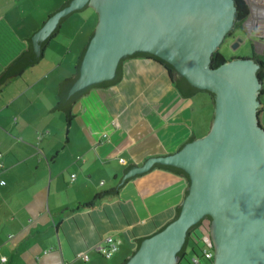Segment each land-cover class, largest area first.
Returning <instances> with one entry per match:
<instances>
[{
  "label": "crops",
  "instance_id": "obj_1",
  "mask_svg": "<svg viewBox=\"0 0 264 264\" xmlns=\"http://www.w3.org/2000/svg\"><path fill=\"white\" fill-rule=\"evenodd\" d=\"M19 1L0 0L3 65L13 58L11 47L22 50L64 5L23 35L22 25L17 29L11 22ZM61 28L53 35L57 39ZM123 67L119 84L93 89L78 102L63 144L61 132L44 124L42 114L39 123L22 112L0 113V264L2 257L5 264H107L108 258L95 249L109 237L120 246L108 264H122L132 256L136 239L153 235L174 217L186 183L171 173L152 170L130 180L118 194L105 193L113 192L130 168L176 153L193 133L198 139L202 127H211L212 114L196 123L195 99L181 98L158 62L132 58ZM60 83L53 86L55 105ZM99 194L106 196L95 201Z\"/></svg>",
  "mask_w": 264,
  "mask_h": 264
},
{
  "label": "water",
  "instance_id": "obj_2",
  "mask_svg": "<svg viewBox=\"0 0 264 264\" xmlns=\"http://www.w3.org/2000/svg\"><path fill=\"white\" fill-rule=\"evenodd\" d=\"M88 7L96 11L98 23L77 74L59 87L61 104L54 111L65 110L68 131L73 101L89 89L120 83L129 58L157 59L176 71L185 97L208 92L215 99L205 137L194 140L193 133L176 153L130 168L106 194H118L154 168L182 174L190 183L177 219L151 238L137 240L138 250L126 264H177L190 230L205 218L212 221L215 264H264V127L258 115L264 105L257 78L263 68L253 57L211 66L236 22L235 0H71L27 40L28 52L0 86L7 76L37 64L64 21Z\"/></svg>",
  "mask_w": 264,
  "mask_h": 264
},
{
  "label": "rangeland",
  "instance_id": "obj_3",
  "mask_svg": "<svg viewBox=\"0 0 264 264\" xmlns=\"http://www.w3.org/2000/svg\"><path fill=\"white\" fill-rule=\"evenodd\" d=\"M66 1L21 0L18 2L19 6L14 8L12 15L10 14L13 27L18 29L22 25L18 29L19 32L23 35H30L47 19L49 11L60 8ZM15 11L20 12V16L16 15L17 12L15 14ZM19 18L22 20L17 21ZM97 20L96 11L92 8H88L84 12L66 19L62 24L58 39L45 50V56L39 64L32 70L27 71L24 77L14 79L8 82L7 85L5 84L6 86L0 87V96L2 97V100L0 99V113L4 114L5 110L13 111L16 114L22 112L26 116L29 115V118L32 117L34 122H39L38 120L41 118L39 115L42 114L44 124L51 123L52 127L61 132L60 138L63 144L68 135L66 116L63 112L50 111L56 106L57 92L53 86L58 85V83L70 78L74 74L78 58L96 29ZM236 43H238L237 46L235 45ZM253 45V39L249 37L248 32L240 31L236 38L227 39L219 51L228 60L232 58H247L253 54ZM27 83L31 85L29 88ZM13 99L15 100L13 101ZM199 99V96L195 98L194 115L196 123L198 117H204L208 113L212 114L213 111V106L205 97ZM11 101H13L11 108L5 109V104ZM203 103H206L207 106L205 110ZM262 124L264 125V116L262 117ZM209 131V126L202 127L198 133V139L205 137ZM71 137H74L73 132L71 133ZM109 184L111 183L108 182L107 186L102 187V190L107 189ZM201 237L207 238L203 234H201ZM198 243V247L193 242L189 244L188 248L191 254H193L192 248H195L197 252H201L203 247H205V244ZM127 257L122 258L121 263ZM115 259H105L104 262L107 264L113 263ZM201 264H210V262L202 259Z\"/></svg>",
  "mask_w": 264,
  "mask_h": 264
},
{
  "label": "trees",
  "instance_id": "obj_4",
  "mask_svg": "<svg viewBox=\"0 0 264 264\" xmlns=\"http://www.w3.org/2000/svg\"><path fill=\"white\" fill-rule=\"evenodd\" d=\"M71 0H68L66 3H64V5H66L68 2H70ZM235 2H236V6H237V14H236V28L238 29V30H241V31H245V26H246V20H247V14H248V9H247V6H246V4H245V2L243 1V0H235ZM63 5V6H64ZM62 6V7H63ZM61 7V8H62ZM89 8V7H88ZM87 8V9H88ZM86 10V9H85ZM93 35V34H92ZM92 37V36H91ZM91 37H90V39H91ZM31 38V37H30ZM29 38V39H30ZM57 40V38L55 37V36H53V37H51L49 40H48V42L44 45V47H43V49H42V55H41V59L39 60V62L42 60V58L44 57V52H45V50L48 48V46H49V44L52 42V41H56ZM90 41V40H89ZM88 44H89V42L87 43V45L84 47V49L82 50V52H81V55L79 56V58H78V61H77V64H76V67H75V72H74V74L70 77V78H68V79H66V80H64V81H62L61 83H60V85H59V87L60 86H63L66 82H68V81H70V80H73V77L77 74V69H78V64H79V62H80V59H81V57H82V55H83V53H84V51H85V49H86V47L88 46ZM12 48V51L10 52V55L13 57L10 61H9V63H7L6 65H3V63H6V62H3V60H0V81L4 78V76L9 72V70L12 68V66L16 63V61L19 59V58H22V57H24L25 55H26V53L28 52V48H29V42L27 41L26 43H25V46H24V48L21 50H16L15 48H13V47H11ZM256 56V58L258 59L257 60V62L259 63V65H261L263 68H264V56H260V55H255ZM134 58H147V59H151V60H154V61H156V62H158L159 64H161L166 70H167V72H168V74H169V76H170V78H171V80H172V84H173V87L175 88V90L178 92V94L180 95V97L181 98H183V99H195V98H197L198 96H199V98L201 99L202 97H205L208 101H209V103L213 106V111H214V106H215V99H214V97L210 94V93H208V92H198V93H196L195 95H192V96H188V97H185L182 93H181V91H180V89L178 88V74L176 73V71H174L173 69H169L167 66H166V64H164L163 62H161V61H159V60H157V59H154V58H150V57H134ZM129 59H132V58H129ZM128 60V59H127ZM127 60H125L124 61V63L127 61ZM230 60V59H229ZM222 53H220V51H218V52H216L214 55H213V57H212V61H211V66L213 67V68H219L220 66H222L223 64H225L226 62H228L229 61ZM39 62L37 63V64H35V65H33V66H29V67H26L25 69H23L20 73H19V75L18 76H16V77H11V76H7V79H6V81L2 84V85H4L5 83H7L9 80H11V79H13V78H17V77H21V76H23L24 74H25V72H27L28 70H32L34 67H36L38 64H39ZM123 66H124V64H123ZM123 74H124V67H123ZM123 74H122V79H123ZM260 76H261V78H264V73H261L260 74ZM122 81V80H121ZM119 84V83H118ZM1 85V86H2ZM115 85H117V84H115ZM115 85H111V86H106V87H100L101 89H108V88H110V87H112V86H115ZM99 88V89H100ZM93 89H97V88H93ZM93 89H89L86 93H84V94H82L81 96H79L77 99H75L74 101H73V103H72V105H71V108H70V111H69V118H70V120H71V124H70V126L72 125V123H73V121L75 120V118H76V115H75V113H74V108H75V106L78 104V102L83 98V97H85V96H87ZM199 99V100H200ZM61 104V102H60V98H59V92H58V102H57V104H56V106H55V109L54 110H56L58 107H59V105ZM212 111V117H211V123H212V120H213V118H214V112ZM61 112H63V113H65V116H66V124H67V127H68V124H69V122H68V115H67V113L65 112V110H61ZM193 138V136H191L186 142H184L180 147H179V149H178V151L183 147V145L184 144H186L189 140H191ZM197 138H195L194 137V140H196ZM2 155V154H1ZM2 157H3V155H2ZM2 158L0 159V162L2 163ZM4 165V164H3ZM153 170H160V171H164V172H167V173H171V174H173V175H175V176H178V177H180V178H182L184 181H185V183H186V187H185V189H184V194H183V200L186 198V196H187V192H188V190H189V188H190V183H189V181L185 178V176L184 175H182V174H176V173H174V172H171V171H168V170H166V169H163V168H154ZM110 192H106L105 194H109ZM103 194H99V195H97L96 197H95V201L96 200H98V198H100L101 196H102ZM182 207V203L181 204H179L177 207H176V209H175V215H174V217L167 223V224H165L164 226H162L156 233H158L160 230H162L163 228H165L166 226H168L169 224H171L172 222H174L176 219H177V210L178 209H180ZM211 220L210 219H208V218H205V219H203L201 222H200V224L198 225V226H196V227H194V228H192L191 230H190V232H189V235H188V238H187V242H186V245H185V249H184V251H183V253H182V255H181V257L179 258V260L177 261V264H195L194 263V259H199V261H200V264H201V262H202V259H204V260H206V261H208V262H210V264H212L213 263V259L212 260H207L206 258H205V255H204V253H203V249L204 248H206V247H208V248H210L211 250H212V244H211V242L209 243V239L208 238H206V239H204V238H202L201 237V235H198V240H199V242L200 243H203V244H205V247H203V249L201 250V252H197V250L195 249V248H192V250H193V254H191L190 253V251H189V248H188V246H189V244L190 243H194V245H197V247H198V245H199V243L198 242H196V240L195 239H193L192 238V233L193 234H196V230H197V228H200L201 226H203V225H205V226H207V225H210L211 224ZM207 231V230H206ZM156 233H154L153 235H151V236H149V237H143V238H138V239H136V241L137 240H142V239H148V238H151L152 236H154ZM203 235H205L204 233H202ZM197 235V234H196ZM207 236V235H206ZM135 241V243H136V248H135V250L133 251V253H132V255L138 250V243ZM213 251V250H212ZM103 255V254H102ZM104 256V255H103ZM105 257V256H104ZM128 260H125L122 264H126V262H127Z\"/></svg>",
  "mask_w": 264,
  "mask_h": 264
},
{
  "label": "built area",
  "instance_id": "obj_5",
  "mask_svg": "<svg viewBox=\"0 0 264 264\" xmlns=\"http://www.w3.org/2000/svg\"><path fill=\"white\" fill-rule=\"evenodd\" d=\"M247 6L248 14L246 20L245 31L248 32L249 37L253 39L256 44L257 49L264 53V0H243ZM2 155L0 154V159ZM3 163L0 162V168H3ZM75 177V176H73ZM5 185V181L1 182ZM119 243L113 238L109 237L106 239L105 243L100 244L96 247V251L103 254L106 258H111L118 250ZM203 253L207 260H212L214 257L213 251L206 247L203 249ZM84 260H89L88 255H83ZM195 264H200L199 259L193 260ZM7 262L6 257L1 258V263L5 264Z\"/></svg>",
  "mask_w": 264,
  "mask_h": 264
},
{
  "label": "flooded vegetation",
  "instance_id": "obj_6",
  "mask_svg": "<svg viewBox=\"0 0 264 264\" xmlns=\"http://www.w3.org/2000/svg\"><path fill=\"white\" fill-rule=\"evenodd\" d=\"M97 23H98V20H97ZM240 31L241 30H238L236 28V22H235L234 26L232 27V29L230 31V34L224 40L223 44L225 43V41H227V39L230 40L231 38H236ZM253 44H254L253 45V56H251V57H253L254 60L257 61L258 59L256 58L255 55L264 56V53H262L259 49H257V46H256V44L254 42H253ZM251 57H247V58H251ZM261 73H264V68H263V71H261L260 73L257 74V78H258L259 82L262 84V89H260V92H259V98L261 99V102L264 105V78H261V76H260ZM263 110H264V106L261 109V111L258 112V115L260 117V123L264 127V125L261 122V117H262ZM211 225H212V222H211L210 225H207V226L203 225L200 228H197V230L195 231L197 235L192 233V238L195 239L196 242H199V240L197 238L198 235H201L202 233H204L205 235H207V238L209 239V243L211 242V244H212V250H213V253H214V256H213L214 258H213V263L212 264H215L216 247H215V243H214V240H213L212 235H211V232H210Z\"/></svg>",
  "mask_w": 264,
  "mask_h": 264
}]
</instances>
